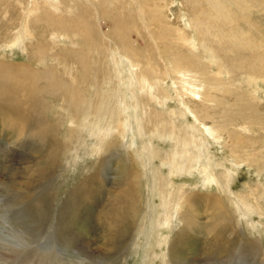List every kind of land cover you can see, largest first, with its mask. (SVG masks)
I'll return each mask as SVG.
<instances>
[{"label": "rangeland", "instance_id": "1", "mask_svg": "<svg viewBox=\"0 0 264 264\" xmlns=\"http://www.w3.org/2000/svg\"><path fill=\"white\" fill-rule=\"evenodd\" d=\"M141 1L143 0H137V5L133 0H102L106 13L117 14L127 25L125 28L131 35L128 33V38L131 37L135 42L137 57L127 54L133 64L131 67L118 50L112 49L107 53L96 50L93 52V49L85 46L76 31H69L74 19L78 23V16L84 22V17L79 15V10L84 6L90 11L89 22L95 21L96 24L98 12L97 9L94 10L96 6H92L91 0H84L81 4L80 0H34L35 5L32 0H0V62L29 64L33 71L52 69L54 90L57 88L58 74H62L63 80L70 82L76 88L75 91L79 92V98L83 99L82 102L87 108L85 116L81 115L82 113L77 115L74 113L73 104L68 101L69 98L64 96L65 91L57 94L54 90L40 92L48 119L56 117L60 129H66L67 125L70 130L83 131L86 147L73 153V162L66 167L60 178L53 181L52 193L56 195L52 203L53 214L48 230L44 231L45 241L40 240L38 245L49 247L54 244V248L68 249L70 252L74 249L76 240V244L84 247L87 252H95V249L101 246L97 241L100 240L98 227L93 228L97 222L92 211L86 218L80 219V226L77 225L74 230L77 238L70 240L71 242L60 246L56 241L46 242V237L51 234L59 207L73 188L75 180L80 178L84 168L91 169L96 163L93 160L97 156L89 155V146L98 142L101 131L104 135L109 131L113 132L110 141L114 148L110 151L108 167L106 166L102 174V188L111 189V185H114L111 181L120 164L118 157H126V171L135 170L142 177L136 181L138 198L141 199L144 209L149 208L137 228L140 232L143 230V233L137 236L140 246L135 250L130 245L131 248L125 253L126 259H122L123 264H148L147 261L151 260L146 257L154 254L160 256L162 250L165 251L164 246H160L159 250L151 245L153 241L150 243L155 234L151 232L154 218L157 215L165 216V211L161 208L157 210L155 206L159 204L157 192L163 197L168 188L166 185L171 183L167 178V163H176L175 166L178 167L182 164L179 160L183 156L184 160L192 158L189 162L196 170L193 169L187 174L180 173L172 178L174 187H171V191L176 187L183 188L178 195H173L171 204L176 201L184 202L183 197L187 193L198 195V205L193 206L194 210L191 211L194 212L193 216L199 227H194V243L191 245L190 254L198 255L202 240H209L211 237L205 232L206 226H212L216 220L219 205L214 199L217 198L221 202V211H229L228 216H234L232 224H228L226 237L240 239L236 242L240 246L239 250L230 257L231 259H225L226 262L200 256L196 262L189 261L188 264H264V0H153L154 3L147 4L149 7L147 6V16L143 22L151 31L148 19L153 12L150 9L155 4L161 5L162 13H158L161 18L157 22L160 27L153 29L154 33L159 35L152 37L158 41L156 42L159 44L162 60L153 48L152 40L142 30L139 16ZM43 10H50L52 17L55 15L53 18L57 20L54 21L56 26L49 23L43 27V21L41 24L36 23L39 20L33 18L42 15V12H45ZM153 17L157 18L156 15ZM82 24L80 22L78 25ZM49 28H53L55 33L53 30L49 31ZM137 31H140L141 35L136 34ZM180 32L184 35L183 38L179 36ZM41 35L44 40H41ZM36 40L45 41L46 44V53L41 60L33 56ZM112 45L110 43L109 46ZM60 50L68 55H74L75 52L90 55L87 62L90 68L93 67L92 71L84 75L81 63L86 60L62 61L55 58ZM174 63L180 72L188 74L186 79H189L187 82L192 87L184 83L180 72H174ZM148 64H153L152 66L162 72L167 70L168 76L160 75L161 72L150 76L149 72L145 71ZM141 72H145L143 77L150 84L151 91L144 85L141 77H135ZM130 74L134 78L131 79ZM77 100L74 102L79 103ZM138 127L140 130L136 131ZM3 133L0 132V191L3 186L9 189L6 182L10 178L11 170L23 167L25 153L23 147L12 145L10 140L5 141ZM144 143L151 144V159L144 158L141 150ZM186 153H189V156ZM194 153L199 157V163L196 165L194 162L197 157ZM151 160L153 165L148 169L145 165ZM211 177L216 181H210ZM139 182L142 185L139 186ZM163 191L164 193H161ZM3 199L0 198V209L3 212L0 210V231L5 238L6 230L8 233L14 231L8 220H14V214L21 216L22 213H18L16 208H11L4 214L1 208ZM245 206L249 207V212ZM185 209L186 206L183 210ZM151 213L153 216H150ZM80 214L83 216V212ZM221 219L216 221L215 225L222 228L224 224ZM175 232L176 230H173V233ZM160 234L166 235L168 230L162 228ZM94 240L96 241L93 242ZM10 241L1 243L14 245ZM146 241H149L148 249L145 247ZM250 246L254 251L256 249L255 255ZM68 258V263L77 262L74 254ZM110 260L99 257L97 264H112ZM153 263L160 264V260L156 259Z\"/></svg>", "mask_w": 264, "mask_h": 264}, {"label": "bare ground", "instance_id": "2", "mask_svg": "<svg viewBox=\"0 0 264 264\" xmlns=\"http://www.w3.org/2000/svg\"><path fill=\"white\" fill-rule=\"evenodd\" d=\"M240 1L238 2V4L240 3ZM81 2H84V0H80V4ZM133 2H135L137 5L139 3L137 2V0H133ZM152 2L153 0L141 1L140 4L142 9L139 10V16H141L142 18H140L143 28L142 30H144L152 40L154 45L153 48H155V50L158 52L159 59L162 60L159 50L160 47L157 43L158 41L152 37V35H159L155 34L154 32L155 30H157L155 29V27H160L157 22L159 18H161V14H158L162 13V8L160 7L161 5L159 6L155 4L154 7L152 6V9H150V11L153 13H151L150 19L148 20L150 27L152 28L151 31L153 33H151L149 28L143 22V19H145L147 16V4H152ZM32 4L35 5L34 0H32ZM91 4L92 6H96L94 10L97 9L98 12V21L96 22V24L95 21L94 23L89 22L90 17L88 14H90V11L87 10L88 8L86 6L82 7L81 9L79 6L80 10L75 7V9L77 8L79 10V15L84 17V22L81 21L82 18L75 13L78 16V23L75 21L76 19H74V22H72L69 31H76V34L79 35L78 37H80V39H82V41L86 44L85 46H88L89 49H93V52L94 50H96L103 51V53L106 51L107 53V51L112 49L118 50L121 53L120 55L125 57L129 65L132 67L133 64L129 61L128 55L137 57V53L135 51L136 49L134 50V40L131 37L128 38V33L130 35V32H128L125 28L127 25H125L122 20H120L117 14L108 15V13H106L102 0H91ZM46 11H48V13ZM46 11L42 12V15L35 16V18L33 19H38L39 21H36V23L40 22V24L43 21V27H45V25L49 23H53L56 26L57 24L54 23L56 18H53L55 17V15H53L52 17V12L50 10ZM28 13L29 12H27V14ZM101 13L103 15H100ZM154 15H156L157 18L154 19ZM80 22L83 24L78 25ZM58 23L65 25L66 27L69 26L63 22ZM51 26L53 27L54 25L51 24ZM103 26H105V28ZM53 28L51 30H53ZM103 29L104 33H102ZM51 30L49 28V31ZM71 34L74 33L71 32ZM136 34L141 35L140 31H137ZM179 36L182 38L184 37L181 32ZM42 39L43 36L41 40ZM104 41L107 42L105 43ZM44 43L45 41L43 42L36 40V44H34V46L31 45L35 49L33 52V56H37L38 60H41L42 57L45 56L44 54L46 53V44ZM110 43H112L113 45L109 46ZM62 52L63 51L57 53L55 52V58H60V60L62 61L75 60L78 62H80V60H86L87 62L90 58V55H80L81 53L78 52H75L76 54L74 53V55H68L67 53ZM169 55L171 54L169 53ZM86 62L83 61V63H81L82 69L84 70V75L88 74V71H92L93 68H90V65H88V62ZM148 65L149 66L146 65L147 68L145 69V71L149 72L150 76H153L157 73L160 74V72V75H167V70L164 71L163 69L164 72H162L161 70H159V68L152 66L153 64ZM30 66L31 65L29 64H5L4 62H0V123L2 125V127H0V132H4L3 136L5 138V141L10 140V143L12 145L17 144L20 147H23V150L25 151V153H23V167L17 168L14 171L11 170L10 178L6 182V185L9 186V189L6 186H3L0 191V198H4L2 200V205L4 208L1 207L4 211V214L7 213V211L11 208H16L18 209V213H22L21 216L18 214L14 216V214V220L7 219L11 227L14 228V231H12L13 233H8L6 230V236L5 238H3V232L0 231V264H97L99 257H105L108 260L111 259L110 262H112V264H123L122 259L123 261L126 259L125 253L128 248H131L130 245H132L135 250H137L140 246V240L137 241V236L139 234H142L143 230L142 232H140V230H137V228L139 226V223H142V221L144 220V217L146 216L145 212L148 211L149 208L147 206L148 209H144L141 203V199L138 198L136 181H139V179L142 177L140 173H136L135 170L130 169L129 171H126L127 167H125L124 163L126 157H118V161H120V164L118 168H116L117 173L115 176H113L114 178L111 181V183L114 184L113 186L111 185V189L106 190L102 188V174L106 170V166L108 167L107 163H109L111 157L110 151H112L111 149L114 148L113 144H111L110 141L113 132L111 133L109 131L105 135L101 131L98 142L93 146H89V155L93 154L95 155L94 157L97 156V158L93 160V162L96 163L92 166L91 169L90 167L84 168V171L80 178L78 180H75L72 186L73 188L68 192L61 206L59 207V211L56 215V222L52 227L51 234L48 235V238L46 237V242L56 241L60 244V246L64 245L65 243L71 242L70 240L77 238L74 235V230L76 229L77 225L80 226V219L86 218L88 216V213L92 211L97 222H95L96 225L93 228L98 227L97 232L100 235V240L97 241L100 242L101 246H99V248H96L95 252H87L84 247H79L80 245L76 244V240L74 242L76 246L73 245L74 249L70 252V250L68 249L62 250V248H54V244H52L53 246L51 245L49 247L38 245V242L40 240H44V231L48 226H50V218L53 214L52 203L56 199V195L52 193L53 181L55 182V180L60 178L66 167L70 166V164L73 162V153L78 152L80 148H84L86 147V145H84L83 131L77 129L70 130L68 129L67 125L66 129H60L59 122L56 117L52 120L48 119L47 117V109H45V105L41 100L40 92L46 93L54 90L53 70L48 68L44 70L41 69L33 71L34 69H32ZM177 67V64H175L174 72L179 73L180 71L177 69ZM144 73L145 72H141L140 74L137 73L135 77H141L144 85L149 87L150 84H148L147 80L143 77ZM130 75L131 79L134 78L132 74ZM179 75L181 76L182 80H184V83L192 87L191 84L187 82V80L189 79H186V75L188 74L185 75V73H183L182 71ZM191 83L193 82L191 81ZM41 84H43L44 86H41ZM56 86L57 88H55L54 93L57 94L61 91H65L64 96L68 97V101L73 104L74 113L77 115L82 113L81 115L85 116L87 113V108L82 102L83 99L81 100L79 98V92L75 91L76 88H74L70 84V82L63 80L62 74H58V84ZM47 87L49 88L47 89ZM149 90L151 91L152 89L149 87ZM150 94L155 95V93ZM74 100L80 102L77 103L74 102ZM117 129L120 130L121 128ZM138 130H140L139 127L136 131ZM149 143L148 145L144 143L143 146H141V150L145 155L144 158L151 159L150 156L153 150L151 151V144ZM186 155L189 156V153H186ZM195 155V157H197L194 162L196 165L197 163H199V157L197 154ZM183 157H180L179 162L182 164L178 167L175 166L176 163H167V166L169 168L167 178L171 183L170 185H166L168 188L166 187L167 190H165V194L163 197L157 192L159 204H155V206L157 210L159 208L164 210L165 216L164 214L163 216L157 215L154 218L155 223L151 225V232H155V234L153 238L151 237L150 243L151 241H153V244L151 243V245L159 250L160 246H164L166 249L165 251L162 250L160 256L158 254H154L150 255L151 258L150 256L146 257V259L148 258L151 260H148L147 263L154 264L153 262L156 259H159L160 264H188L189 261L196 262L200 256L205 259L210 258L213 260L215 259L221 262H226L225 259H231L230 257L233 254H236V251L239 250L238 248L240 246L236 242L240 239L233 237L232 239H229L226 237L228 235V233H226V231L228 230V224H232V219L234 218V216H228V213H230L229 211H221V202H219V198H217L218 200L214 199L217 205L220 206H218V212L217 215H215L216 220L213 221L212 226H206L207 232L205 233L211 236H209L210 239L207 240L205 238L204 240H202V246H200V249L197 253L198 255L193 256L190 254L191 245L194 243L192 233L194 231V227H199L196 218L193 216L194 212L191 211L194 210L192 207L196 206L198 202V195L196 196L192 193H187L183 197L184 202L176 201L175 204H171L173 195L176 193L178 195L180 192H182L181 188H183L176 187L171 191V187H174L172 178L177 174H187L193 169L196 170L195 166H193V164L189 162L192 158L184 160L185 158ZM151 164L153 165L152 160L149 162V164L147 163L145 167L150 169ZM156 174L157 173L155 172V176ZM211 180L216 181V179L213 177H211L210 181ZM138 185H142L141 182H139ZM161 193H164V191ZM177 195H175V197ZM200 203L199 205H201ZM213 205H215L214 202ZM155 206L152 205L153 208ZM185 206L187 209L183 210ZM245 207L249 212V207ZM20 208L22 209V211ZM179 209L181 210L179 211ZM81 212H83V216H81ZM215 213L216 212H214V214ZM150 216H153V214L151 213ZM220 218L223 219L224 225L222 226V228L215 225V222H219ZM174 225H176V228L174 227ZM9 227L10 226H8V228ZM162 228H166L168 230V234L161 236L160 231ZM173 230H176V232L173 233ZM2 238L4 240H2ZM5 240H11L10 242H13L14 245L10 243H1L5 242ZM95 241L96 240H94L93 242ZM148 242L149 241H146L145 243L146 248L148 246ZM6 246L9 248H6ZM62 247L64 248V246ZM250 248L255 255L256 249L254 251L253 247L250 246ZM72 254H74L77 262L72 261L71 263H68L66 259H70L68 257H70ZM148 254H150V252Z\"/></svg>", "mask_w": 264, "mask_h": 264}]
</instances>
